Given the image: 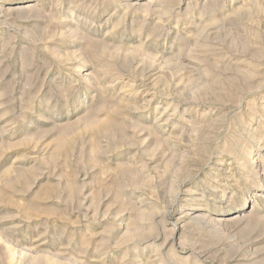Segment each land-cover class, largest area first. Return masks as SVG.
<instances>
[{
	"label": "rangeland",
	"instance_id": "1",
	"mask_svg": "<svg viewBox=\"0 0 264 264\" xmlns=\"http://www.w3.org/2000/svg\"><path fill=\"white\" fill-rule=\"evenodd\" d=\"M0 264H264V0H0Z\"/></svg>",
	"mask_w": 264,
	"mask_h": 264
}]
</instances>
